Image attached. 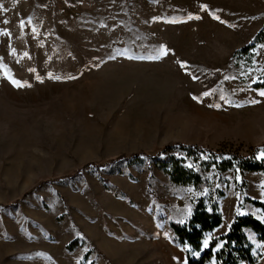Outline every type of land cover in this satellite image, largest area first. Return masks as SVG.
Segmentation results:
<instances>
[{
  "label": "rangeland",
  "instance_id": "obj_1",
  "mask_svg": "<svg viewBox=\"0 0 264 264\" xmlns=\"http://www.w3.org/2000/svg\"><path fill=\"white\" fill-rule=\"evenodd\" d=\"M259 33L264 0H0V264H186L170 223L199 198L225 192L218 235L239 191L264 202L260 172L196 190L107 165L179 143L262 159L264 43L236 55Z\"/></svg>",
  "mask_w": 264,
  "mask_h": 264
},
{
  "label": "trees",
  "instance_id": "obj_2",
  "mask_svg": "<svg viewBox=\"0 0 264 264\" xmlns=\"http://www.w3.org/2000/svg\"><path fill=\"white\" fill-rule=\"evenodd\" d=\"M261 43H264V39L262 33H259L252 44L237 51L236 55L252 56V51ZM260 150L257 147L248 156H243L233 150H214L198 144L179 143L167 146L154 155L144 152L128 157L122 155L107 165L127 162L129 166H137L147 163L150 170L159 169L167 174L174 185L203 190L209 187L208 174L211 172L219 175L229 171L240 175L264 174V158L259 159L257 156ZM225 196V192L217 188L196 201L187 221L170 223L173 232L171 242L184 249L186 264L259 263L260 257L255 253L249 233L264 242V223L252 214L240 212L244 210L245 202L264 211V202L251 199L239 191L236 211L228 232L215 237L212 236L214 231L223 224L220 199ZM209 236L212 238L209 239ZM75 244H70L68 249L72 250Z\"/></svg>",
  "mask_w": 264,
  "mask_h": 264
},
{
  "label": "snow or ice",
  "instance_id": "obj_3",
  "mask_svg": "<svg viewBox=\"0 0 264 264\" xmlns=\"http://www.w3.org/2000/svg\"><path fill=\"white\" fill-rule=\"evenodd\" d=\"M5 22H7V21H5ZM166 54H167V53H166L165 50H163V49L160 50L159 55H166ZM155 58H159V56H157V57H155ZM14 83H16V82L14 81ZM17 86H20V85L17 84ZM259 94H260L261 96H264V91L260 92ZM256 102H257V101H253V103H256ZM261 158H264V152L261 153ZM205 247H207V241H205Z\"/></svg>",
  "mask_w": 264,
  "mask_h": 264
},
{
  "label": "crops",
  "instance_id": "obj_4",
  "mask_svg": "<svg viewBox=\"0 0 264 264\" xmlns=\"http://www.w3.org/2000/svg\"><path fill=\"white\" fill-rule=\"evenodd\" d=\"M222 225H223V224H222ZM222 225H221L218 229H216V230L214 231V234H215L216 236H221V235H218V234L221 232Z\"/></svg>",
  "mask_w": 264,
  "mask_h": 264
}]
</instances>
